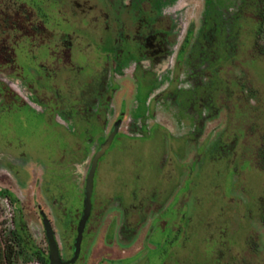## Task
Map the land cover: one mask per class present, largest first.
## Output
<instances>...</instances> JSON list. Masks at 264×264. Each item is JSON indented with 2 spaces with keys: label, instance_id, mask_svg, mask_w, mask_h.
<instances>
[{
  "label": "rangeland",
  "instance_id": "rangeland-1",
  "mask_svg": "<svg viewBox=\"0 0 264 264\" xmlns=\"http://www.w3.org/2000/svg\"><path fill=\"white\" fill-rule=\"evenodd\" d=\"M122 1L89 0L95 8L76 19L74 0H0V74L12 82L0 76V188L13 194L20 211L0 198V243L12 242V221L21 216L32 244L46 255L42 213L60 260H72L66 264H94V237L106 229L105 244L114 229L126 230L125 242L140 231L145 238L135 255L105 261L98 252L97 264H230L246 248L249 220L264 203V24L257 29L249 17L255 0H241L234 17L227 16L231 23L218 20V0ZM219 3L227 9V0ZM33 7L42 8L38 19L60 34L58 41L57 35L44 40L47 31L26 22ZM123 7L141 28L138 62L115 63L105 44L119 53ZM100 22L109 32L105 43L97 39L104 36ZM23 37L33 41L21 45L23 52L7 51ZM55 41L61 65L49 68L46 48ZM120 47L134 53L128 40ZM41 52L46 67L38 73ZM106 61L92 84L87 77ZM116 121L96 163L74 255L89 162ZM117 242L128 244L122 237ZM13 247V264H38Z\"/></svg>",
  "mask_w": 264,
  "mask_h": 264
},
{
  "label": "flooded vegetation",
  "instance_id": "flooded-vegetation-1",
  "mask_svg": "<svg viewBox=\"0 0 264 264\" xmlns=\"http://www.w3.org/2000/svg\"><path fill=\"white\" fill-rule=\"evenodd\" d=\"M10 1H12V0H9V2ZM219 2H221V0H218V6H217V12H216V15H217L218 20L225 21L224 23H227L228 21H229V23H231V19H227V16H230V18H233L234 17V15L236 14V11H237L236 8H239L240 9L241 6H242L241 0H238L237 3H236L235 0H227L228 6H227V9H225V10H223L222 8H220L221 5H220ZM122 4L127 5L126 0H123L122 1ZM250 4H252V3H250ZM74 5L80 11V13L77 12L78 14L76 12H74V18H76V19H79V18H82V19L84 18L85 19V18H87L86 16H89L91 10H93L95 8V5L94 4H90L89 0H79V2H77L76 0H74ZM4 8H6V11L9 10L8 11L9 13H11L12 11L15 10L13 6H8V7L6 6ZM50 8H51L50 10H52L53 7H50ZM252 8L254 10H253L252 14L249 15V17H250L251 20H253L257 24V29H259L260 25L261 24H264V0H255V2L252 5ZM54 9L55 8H53V10ZM41 10H42V8H40V7L30 8L29 17L26 15V22H28V20L29 21H32V22H38L43 27V29L46 30L47 33H48L47 37L44 40H46L48 38V36L50 37V36H53V35H57L56 39L58 41L59 40L58 37L60 36V34H58V32L53 33L48 27L44 26V24L42 23L41 20L38 19V16H40V14H41ZM121 11L122 12H121V15H120V18L119 19L121 21V25H122V28H123V32L122 33H123L124 37L122 38L121 43L119 44V48H118V52L119 53L116 54L115 56H113V54H112V47L111 48L109 47V45H112V44H110L109 41H106L105 40V37L107 39V35L109 34V32L107 33L106 31H104V29H106V28H103V23H101V22H100V24H101L100 30H101V32H103V35L104 36L103 37H102V35L101 36H98L97 39H100L101 41L103 40L104 43L106 41L105 44L111 50V56L110 57L113 59V61L115 63H117L118 61L119 62L120 61L126 62L127 59H132V60L138 62L139 61L138 58L141 55V51H140V48L141 47H139L138 43L136 42L135 36L141 33V28L140 27H137L135 25L134 20H132V16L130 14V12H131L130 10H128L126 7H123ZM15 13L18 14L19 12L16 11ZM88 19H89V17H88ZM93 23H95V21H93ZM204 24H205V21H204ZM10 28H11V31H13L14 27H10ZM0 33H4V30H1ZM189 34H190V30L188 29L186 31V33H185L182 41H181L182 42L181 43V46L179 47L178 53L176 55V62L177 63H179V61L181 59V54H182V51H183L184 46L188 42L187 36ZM254 37H255V32L253 34V40H254ZM7 38H9V37H7ZM108 38H109V35H108ZM28 39H29L28 37L27 38L23 37L21 40H18L16 42V45L14 43V40L13 41H10V43H8V47L9 48H8L7 51H9V50H10V52H14V50L15 51H22V49L20 48L21 45H25L26 46L25 43H29V45H30V42H33V41L28 40ZM39 39H41V38H39ZM127 40L133 46V49H134V53L133 54L132 53H127L126 51L123 53V50L120 47V45L122 43L126 42ZM57 41H55V43H53V45H51L52 47L48 46L46 48V54L45 55H51L52 56V60H50V63L47 64L49 66V68H50V66L51 67H54L53 66V64L55 65V62L54 61H56L57 64H60L61 63V53H58L57 54V52H55V47H54L55 44L57 43ZM0 51H4V50H2L0 48ZM26 52L27 51L25 50L24 53H26ZM20 54L22 55L23 53L20 52ZM45 55L42 56V52H41V54L38 55L39 56V62L35 65V67H33V68H35L38 71V73L39 72L42 73V69L41 68H45L46 67L45 61H44ZM109 58H108V60H109ZM9 59H10V57H9ZM10 63H11L10 61L9 62L7 61L5 64H3V66H5V68L3 70H5V69L8 70V67L11 66ZM106 63H108V61H106L104 63V65H102V67L99 70V73L97 74L96 77H94V78L91 77V76L90 77H87V79H91L90 82H92V84L93 83L95 84V82H96V84L98 83V81H99V74L101 72H103ZM117 66H119V64L118 65L115 64V66H113L112 69L115 70V68ZM15 71H17V70L16 69L15 70H12V72H15ZM109 71H110V69H109ZM0 76H1L2 79L6 80V81H8V82H10L12 84L11 80H9L7 78L6 74H0ZM29 76L31 77L30 74H29ZM29 79H32L33 80V77H31ZM36 80H38V79H35V81ZM85 82L86 81H84L77 88L78 91L81 90L82 87L86 86ZM110 87H111V85L107 88V90H109ZM0 91H1V93L3 92L2 89H1V87H0ZM28 100L29 99L27 98V102H28ZM103 101H105V98H103ZM76 102L77 101L74 100V104H76ZM28 103H30V101ZM18 104L21 105V106H24L22 104V102H18ZM45 104H46V106L44 108L45 110H44V112L42 114H44L48 110V102H46ZM98 104H99V102H98ZM59 106L60 105L57 103L55 105V107L53 108V110L56 111V109H58ZM74 110H76V109H74ZM94 112H97V109ZM56 113L57 112H55V114ZM95 117H97V116H95ZM81 119H83V118L81 117ZM93 119H95V118H93ZM53 123L56 126H59L56 122H53ZM113 125H114V123H113ZM112 126H111V129H109L108 134L112 130ZM108 134H107V136H108ZM106 137L102 140V142L106 139ZM204 140L205 139H203L201 141V143L205 142ZM99 145H100V143H99ZM0 189H3V188H0ZM0 198H2V197H0ZM2 199H5V198H2ZM5 200H7V199H5ZM249 223L250 224H248V225L251 228V231H252V234L251 235L252 236L249 238L248 242L246 243V248H244L243 250H240L239 252H236L235 254H233L231 256V262H230V264H264V203L262 204V207L260 209L257 208V210H256V212L254 214V217H252V219L249 220ZM124 230H123L121 236H123L124 243H128L127 244V247H131V245L136 244L137 241L138 242L140 241V240H138L139 237H140L139 236V233L140 232L139 233L137 232L135 235L132 236V238L130 237V240H128V241L125 242V240H126V238H125L126 237L125 231L126 230L125 231ZM144 238L145 237H143V240H144ZM140 250L141 249H136L133 252H131L127 257H124V258L131 257V256L135 255L136 253H138ZM124 258H121V259H124ZM62 261H64V260H62ZM105 261H106V259H105ZM224 264H227V262H225Z\"/></svg>",
  "mask_w": 264,
  "mask_h": 264
},
{
  "label": "water",
  "instance_id": "water-1",
  "mask_svg": "<svg viewBox=\"0 0 264 264\" xmlns=\"http://www.w3.org/2000/svg\"><path fill=\"white\" fill-rule=\"evenodd\" d=\"M118 124H119V121H116L114 123L112 130L110 131L106 139L99 145L97 151L93 154L92 158L90 159L89 167H88V170L85 176L83 189H82L83 190V208L81 211L80 219L76 227V234H75V240H74V255H76V253L79 250V244H80L83 228H84L85 222L90 212V196H91V191H92V178H93L97 160L99 159L100 156L103 155L105 150L110 145L116 133ZM40 217H41V223H42V227L44 231L46 246H47V264H66L68 262H71L72 260H69L67 262L60 260L58 249L56 246V242H55L51 227L42 213L40 214Z\"/></svg>",
  "mask_w": 264,
  "mask_h": 264
},
{
  "label": "trees",
  "instance_id": "trees-1",
  "mask_svg": "<svg viewBox=\"0 0 264 264\" xmlns=\"http://www.w3.org/2000/svg\"><path fill=\"white\" fill-rule=\"evenodd\" d=\"M0 5L2 4L0 3ZM0 30L4 29L0 28ZM0 197L7 199L12 209L20 212L17 206V199L8 190L0 189ZM12 225L14 226L12 245L8 242L0 243V264H13L12 259L15 252L13 246L18 248V252L25 253L30 260L38 264H47V255L34 247L21 216H18L17 221L13 220Z\"/></svg>",
  "mask_w": 264,
  "mask_h": 264
},
{
  "label": "crops",
  "instance_id": "crops-1",
  "mask_svg": "<svg viewBox=\"0 0 264 264\" xmlns=\"http://www.w3.org/2000/svg\"><path fill=\"white\" fill-rule=\"evenodd\" d=\"M107 222L110 225L112 221L109 219ZM143 228L144 227H142L141 230H143ZM107 232L108 231L106 229L102 231L101 233H97L94 237V243L90 249L92 260L96 261L94 264H97L98 262H100V259L95 260L97 258L96 256L98 252H103L104 254L101 257L106 260H111V261L120 260L121 258L127 257L134 250L141 249L140 244L141 242L144 241L143 237H145V235L144 236L141 235L143 231H140L139 233L140 237L138 239L140 241L139 242L137 241L134 247L133 246L127 247V245L119 244L117 242V237L123 238V236L117 234L118 233L117 229H114L110 236L112 237V241L110 242V244H105L104 239L107 236ZM137 243L139 245H137ZM102 264H107V263L102 262Z\"/></svg>",
  "mask_w": 264,
  "mask_h": 264
}]
</instances>
